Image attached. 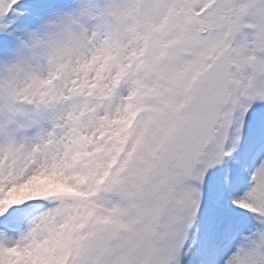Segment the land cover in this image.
I'll list each match as a JSON object with an SVG mask.
<instances>
[{
  "label": "snow or ice",
  "instance_id": "obj_1",
  "mask_svg": "<svg viewBox=\"0 0 264 264\" xmlns=\"http://www.w3.org/2000/svg\"><path fill=\"white\" fill-rule=\"evenodd\" d=\"M0 264H264V0H0Z\"/></svg>",
  "mask_w": 264,
  "mask_h": 264
}]
</instances>
